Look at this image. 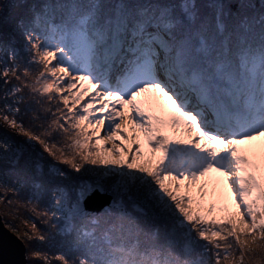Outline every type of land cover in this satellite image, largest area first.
<instances>
[{"label":"snow or ice","instance_id":"1","mask_svg":"<svg viewBox=\"0 0 264 264\" xmlns=\"http://www.w3.org/2000/svg\"><path fill=\"white\" fill-rule=\"evenodd\" d=\"M0 28L29 264H264V0H0Z\"/></svg>","mask_w":264,"mask_h":264},{"label":"trees","instance_id":"2","mask_svg":"<svg viewBox=\"0 0 264 264\" xmlns=\"http://www.w3.org/2000/svg\"><path fill=\"white\" fill-rule=\"evenodd\" d=\"M5 39H6V32L4 34V38L1 39L0 41H3ZM0 124H2V122H0ZM5 131L6 130L4 128H0V135H3ZM7 132L9 135H12L17 141L22 142L27 139V137H25L23 134L12 133L10 129H8ZM37 147H39V145H37ZM45 155H47V153H45ZM49 159L51 158L49 157ZM0 171H2V166H0ZM177 194H181V193H177ZM0 195H3V193H0ZM218 204H225L229 207L230 210L235 211V205L232 202V197H230L229 195H226V197L222 200H218ZM0 213L3 216L6 226L10 228L15 234H17L25 242L26 247H27L28 264L30 261L36 260V258L31 256V251H33L34 249H39L43 251L48 250L49 246L38 240H34L32 244L30 245L29 242L23 238L24 232H28L29 235H31L33 232V229L31 227L32 221L29 219V217L31 216L29 209H26L22 206H17V205H11V206L6 207L4 203H0ZM36 221H37L38 228L46 227L42 225L41 223H39V218H36ZM13 225L15 226L16 229H18V231L13 230V227H12ZM40 264H42V262H40Z\"/></svg>","mask_w":264,"mask_h":264},{"label":"water","instance_id":"3","mask_svg":"<svg viewBox=\"0 0 264 264\" xmlns=\"http://www.w3.org/2000/svg\"><path fill=\"white\" fill-rule=\"evenodd\" d=\"M0 240L3 241L0 246V261L7 262V264H28L25 242L6 226L1 213Z\"/></svg>","mask_w":264,"mask_h":264},{"label":"rangeland","instance_id":"4","mask_svg":"<svg viewBox=\"0 0 264 264\" xmlns=\"http://www.w3.org/2000/svg\"><path fill=\"white\" fill-rule=\"evenodd\" d=\"M5 32H6V29L5 28H0V40L4 38ZM165 101H166V98H165ZM126 110H127V107H126ZM0 122L3 123L2 120H0ZM126 130L129 131V135L131 136L132 133H131L130 128L129 129H126ZM100 134L103 135V132H101ZM141 140H143L142 137H141ZM101 143L102 144H105V147H107V148H111L112 147V142L105 143L104 141H101ZM116 143L119 144L120 143V140L117 139ZM124 143L125 144H128V143H130V141H124ZM143 149H144L145 152H147L149 150L146 144L143 146ZM219 191H220V196H219L218 200L224 199L226 197V195H229L230 197H232L231 196L230 189L227 187V185L221 186V189ZM182 192H183V189L181 188L179 193H182Z\"/></svg>","mask_w":264,"mask_h":264}]
</instances>
